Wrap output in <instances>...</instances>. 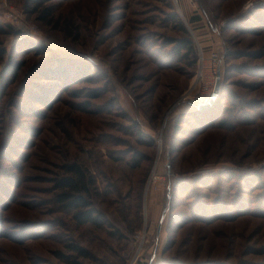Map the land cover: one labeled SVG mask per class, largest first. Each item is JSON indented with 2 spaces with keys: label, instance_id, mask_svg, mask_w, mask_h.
<instances>
[{
  "label": "rangeland",
  "instance_id": "374dc122",
  "mask_svg": "<svg viewBox=\"0 0 264 264\" xmlns=\"http://www.w3.org/2000/svg\"><path fill=\"white\" fill-rule=\"evenodd\" d=\"M0 54V264H264V0H0Z\"/></svg>",
  "mask_w": 264,
  "mask_h": 264
},
{
  "label": "trees",
  "instance_id": "16d2710c",
  "mask_svg": "<svg viewBox=\"0 0 264 264\" xmlns=\"http://www.w3.org/2000/svg\"><path fill=\"white\" fill-rule=\"evenodd\" d=\"M42 1L45 0H36L39 3ZM199 4L200 10L206 18L211 31H216V26H214L209 18V13L202 3ZM181 46L184 48L188 47L190 51L192 50V47L186 44V42L182 43ZM63 168L64 174L54 179L55 188L59 190L56 194V201L73 211V219L76 223L99 225V220L94 215V210L91 207L92 177L78 162L64 164ZM162 218L163 216H161V220Z\"/></svg>",
  "mask_w": 264,
  "mask_h": 264
},
{
  "label": "built area",
  "instance_id": "2783aa9c",
  "mask_svg": "<svg viewBox=\"0 0 264 264\" xmlns=\"http://www.w3.org/2000/svg\"><path fill=\"white\" fill-rule=\"evenodd\" d=\"M6 6V16L9 21H18L19 11L12 6ZM30 29H36L35 25H29ZM221 58L220 53L216 50H212L209 54H204L202 48H199L197 57V69L195 72L194 80L191 86L197 85L200 87V94L198 96V103L208 102L212 96L216 75L218 69H220ZM191 88V87H190Z\"/></svg>",
  "mask_w": 264,
  "mask_h": 264
},
{
  "label": "water",
  "instance_id": "95a60500",
  "mask_svg": "<svg viewBox=\"0 0 264 264\" xmlns=\"http://www.w3.org/2000/svg\"><path fill=\"white\" fill-rule=\"evenodd\" d=\"M220 74H221L220 69H218L217 75H216V82H215L214 90H213L212 96H211V98L209 100L210 102H212L216 98L217 93L219 91V88H220Z\"/></svg>",
  "mask_w": 264,
  "mask_h": 264
}]
</instances>
